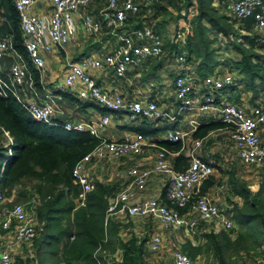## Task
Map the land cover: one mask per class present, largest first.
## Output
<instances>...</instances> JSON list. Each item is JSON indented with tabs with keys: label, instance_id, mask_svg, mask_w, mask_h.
<instances>
[{
	"label": "built area",
	"instance_id": "1",
	"mask_svg": "<svg viewBox=\"0 0 264 264\" xmlns=\"http://www.w3.org/2000/svg\"><path fill=\"white\" fill-rule=\"evenodd\" d=\"M11 1L26 56L37 72L45 71L44 54L53 50V46L65 55L60 80L55 85L57 89L67 90L80 99H90L130 121L144 119L154 125L169 124L159 137L131 130L112 138L102 134L111 121L107 111L94 118L60 121L64 129L87 130L98 138L71 167V176L79 188L75 205H83L86 193L92 189L94 169L127 158L131 160L113 172L121 186L108 197L106 208V217L120 222L118 235L122 239L132 233L127 223L132 217H148L157 223L158 228L151 231L146 240V247L151 251L162 249L164 230L182 228L196 244L204 231L232 228L234 203L241 202V198L236 196L234 202L221 207L224 196L218 193L228 190L226 179L214 183L212 189L203 190L204 181L214 174V159L210 156L211 150H202L204 136H194L193 132L202 119L222 122L216 129L221 131V138L231 144L240 162L264 169V140L258 132L264 123V100L247 107L241 101L227 99L223 87L237 83L239 75L222 63L204 76L198 74L186 48L188 21L183 9V24L172 34L171 50L166 48V41L152 23L145 19L153 12L152 6L157 0H103L93 11L88 8L91 0ZM222 1L233 18L252 16L253 29L259 34V40L264 41V0ZM76 34L80 37H75ZM100 34L110 40V47L105 49L100 45L99 54L82 53L76 59L70 58V52ZM221 38L222 41L218 38L220 44L225 40ZM7 50L14 51L10 35L0 37V56ZM166 55L172 56L176 69L172 94L164 86L158 88L151 82L140 87L132 85L127 93L114 80L125 78L129 67H140L145 57L157 59ZM95 70L103 74L109 70L112 81L97 82L92 73ZM26 73L21 57L15 58L8 66V81L0 78V94L9 91L33 119L57 124L55 114L60 109L50 93L38 100L33 90L21 95L17 92L16 87L22 84ZM130 83L127 81L128 85ZM3 136V144L9 146L11 137L7 131H3ZM158 138L179 142L180 147L168 148L157 142ZM182 150L186 166L177 169L173 157ZM7 153H11L9 147ZM145 156L147 160L143 159ZM151 178L156 179L157 187L147 189ZM38 201L36 193H29L19 201L6 200L0 190V264H14L12 253L20 245L26 247V256L32 255V241L40 223ZM169 254L172 264H195L181 248H172ZM119 258L120 251L116 250L106 255L105 264H113V260ZM230 264H264V243L258 250L233 256Z\"/></svg>",
	"mask_w": 264,
	"mask_h": 264
},
{
	"label": "trees",
	"instance_id": "2",
	"mask_svg": "<svg viewBox=\"0 0 264 264\" xmlns=\"http://www.w3.org/2000/svg\"><path fill=\"white\" fill-rule=\"evenodd\" d=\"M169 1L177 10L176 17L182 15L183 9V16L188 21L186 48L198 74L204 76L216 64L222 63L216 54L218 48L214 46L221 34L226 39L225 48H231L239 55L236 59L227 58L223 65L240 75L237 83L226 85L223 91L227 92L229 100H233L231 93L243 83L245 89L258 96L264 87V41L259 40V34L253 29L254 18H233L225 10L222 0ZM159 3L160 0L155 1L152 7ZM0 6L5 13L0 20V37L10 35L11 47L24 55L37 84L38 73L26 56L13 2L0 0ZM155 65V62L149 63L151 68ZM59 92L71 94L65 90ZM81 105L87 106L88 102L83 101ZM95 106L101 112H115ZM60 121L57 119V124L41 123L33 119L9 91L0 94V164L4 160L0 170V190L9 194L15 187V199L29 193L38 196L40 223L32 241L35 264H105L106 255L116 250L120 251V258L114 259L113 264H149L144 258L147 236L132 232L122 239L118 235L120 222L106 217L108 197L113 193L108 182L95 179L83 205H75L79 188L71 176V167L97 143L98 138L87 130L64 129ZM143 121L147 125L123 124L122 127L145 133L163 131L167 127H152L151 122ZM221 124L220 121L202 119L193 135L204 136ZM3 131L11 137L9 146L3 144ZM157 142L173 150L180 147L179 142L163 138H158ZM8 147L10 151L12 149L10 154ZM173 163L177 169H183L186 166L184 153L175 155ZM227 179L230 191L241 198V202L234 203V226L228 230L204 231L200 235L201 241L196 244L187 239L181 249L191 258L210 254L215 264H230L232 257L240 251L255 250L264 242V181L254 189L236 177L232 170ZM214 180L212 175L206 179L203 190L217 182Z\"/></svg>",
	"mask_w": 264,
	"mask_h": 264
},
{
	"label": "rangeland",
	"instance_id": "3",
	"mask_svg": "<svg viewBox=\"0 0 264 264\" xmlns=\"http://www.w3.org/2000/svg\"><path fill=\"white\" fill-rule=\"evenodd\" d=\"M160 5L163 7H161ZM176 15H177V10L171 4V1L160 0L159 5L154 6L153 12L151 13V15L145 16V19L152 23V26L154 27V29L158 33H160V35L166 41V43H165L166 48L171 49V50L173 49L172 34H174L175 31L179 28V26L180 25L182 26V24H183V20H182L181 16L176 17ZM211 35H213V34H211ZM75 37L79 38L80 35L76 34ZM89 40L91 41L92 39L90 38ZM225 44H226V39L224 40V42L221 45H220L219 39L217 42L214 43V46H216V48H218L216 51V54L222 60L221 61L222 64H224V62L228 60L227 58L232 57V58L236 59L239 57V55L234 54V51L231 48L226 49ZM87 48H88V45L85 46V49H87ZM85 49L83 51H86ZM262 51L264 52V47L262 48ZM80 53H82V52H80ZM96 53L99 54L100 52L97 51ZM50 54H52L54 57H52L51 60L49 61V67L52 70H55L56 67H59L61 69L64 65V58H63L61 50L59 52L58 48H56V46H55L53 48V50L50 51ZM77 55H79V53ZM167 59H169V58H167ZM142 67L143 66H140L138 69L135 70L136 73L139 72L136 75L137 77L134 78V80L136 78L138 79V80L137 79L135 80V85L138 87L144 86V84L141 82L142 79L145 81V80H149L150 78H153L155 76L154 71L149 72V70L142 68ZM168 70L164 69L163 71L167 72V76L173 75L174 72L172 71V69H171V71H168ZM230 71H233L235 74H237V72L232 70V69H230ZM59 77H58V79H59ZM52 86L55 89V86L54 85H52ZM231 94H233L232 95L233 100L241 101L245 105L249 106L255 102H261L262 100H264V87L261 89L258 96H254L249 90L245 89L243 83H241V84H238L237 89L234 92H232ZM91 108H95L93 106V104L89 106L87 111L88 110L90 111ZM110 116H111V121H110V125L109 124L107 125L108 130L105 132L106 136H108L109 133H113V131L116 132V134H114V135L120 136L122 133H127L128 131L133 130V129H127V128L122 127L123 124H130L133 126L137 125V124L147 125V122H145L143 120H136V121L127 120L126 116H124V115H114L113 113H110ZM161 125L168 126V123L158 122L154 125L151 122L150 126L156 127V126H161ZM162 132H163L162 130H156L154 133H149V134L153 137H159V136H161ZM221 135H222L221 131L219 129L214 128V129H210L204 135V139H203L202 150H211L210 156L215 161V163H214L215 171H214V175H212L214 177V179L215 180L218 179V181H221L222 179L220 180V178H222V176L225 174L229 175L231 170L234 173L237 170H242L243 172H251L252 170L246 169L242 164H240L238 157L236 156V154L232 150L231 144H229L228 141L222 139ZM263 135H264V132H263ZM112 138H115V137H112ZM217 147H220L219 151H217ZM181 152L184 153L185 151L182 150ZM223 155L226 156V159L224 158ZM143 159L147 160L146 156ZM130 160L131 159H127V158L116 159L114 161H111V162L104 164V165H106L105 166L106 169L104 170L103 173H100V177H101V179H104L106 182H108L112 186L113 192H115L121 186L117 182V180L114 178L113 172L115 170H119V169L123 168V166L127 162H129ZM225 162H227V164H225ZM215 180H214V182H215ZM226 181L228 184V179H226ZM26 183H27V185H29L30 182L26 181ZM228 191H230V186L228 187V190L220 192L224 196L221 200V207H223V208L228 206L231 202H234L233 196H229V193H227ZM2 193H3V196L6 198V200L8 198V199H10V201H19V200L23 199L25 196L24 195V196L20 197L19 199H15L16 194H17L15 187L12 188V190L10 191L9 194H6L5 192H2ZM127 223L132 227V232H134L135 235L141 236V235L145 234L147 237L149 235V232L152 229H156V224H157L156 222H154L153 220H151L148 217H132L131 219H129L127 221ZM162 233L164 236V242H163L164 245L162 246V249L160 251H151V250L147 249V247H146V251L144 253V258H145L146 262L149 264H172L171 256H169L171 254H169V252H171V249L175 248V247L176 248H182V244L188 239V237L186 236V234L182 228L172 230V231L164 230V231H162ZM200 234L202 235V233H200ZM234 235H235V233L232 232V236H234ZM172 243H174V244H172ZM168 246H172V248L168 249L169 248ZM260 247L261 246L255 248V250H258ZM15 250L12 253V256L14 259V264H35L34 254H33L34 253L33 246H32V250H31L32 255H30V256H26V254H28V253H26V247L24 245H20ZM243 252H246V251H240L238 254H241ZM203 256H205V257H203ZM193 260H194V258H193ZM214 260L215 259L210 254H199L197 257H195V261L199 262L198 264H201V262L204 264H215Z\"/></svg>",
	"mask_w": 264,
	"mask_h": 264
},
{
	"label": "crops",
	"instance_id": "4",
	"mask_svg": "<svg viewBox=\"0 0 264 264\" xmlns=\"http://www.w3.org/2000/svg\"><path fill=\"white\" fill-rule=\"evenodd\" d=\"M102 4H103V0H91L88 4V8L93 11V10H96L98 7H100ZM3 11H4L3 7L0 6V20L3 19V14L5 15V13H3ZM219 35H218V38L221 39V41H222V38H221L222 35H220V36ZM1 37H3V36H1ZM105 37H106L105 35L100 34L97 37H94L91 41L90 40L84 41L82 46H80V47L74 49L72 52H70V58L76 59L78 56L77 55L78 53L79 54H82V53L97 54L96 52L99 51L98 49L100 48V45H104L105 49L110 47V44H111L110 40L105 38ZM87 45H88V48L85 49V46H87ZM53 48H54V46H53ZM84 49L86 51H83ZM80 52H82V53H80ZM17 55H19V56H17ZM44 55H45L44 56L45 57V71L42 74L37 72L38 73L37 84L34 83L33 75H32L31 69L28 67L29 65H27L28 62H27L26 58L24 57V55L22 53L16 52V50H14V51L7 50L3 55L0 56V78L5 80V81H8V66H9V64L15 58L19 59V57H21V61H23L24 65L26 67L27 73H26L25 79L23 80L22 84L20 86L16 87V90L20 95L22 94V92L26 93V90H29V91L33 90L36 93V97L39 100V99H43V96L45 94L50 93L51 98L53 99V101H55L59 105V109H60V111L56 112L55 118L58 120H61V121L64 119H70V118H94L98 114L102 113L101 111H99L97 109V107L95 106L97 104H95L92 100H90V99L77 100V99L73 98V96H71V94H73V93L68 95L67 93L59 92V89H57L56 87L54 89V87L52 85L55 86V84L60 80L59 76H60L61 69L59 67H56L55 70H52L49 67V61L54 56L52 54H50V52L45 53ZM62 55H63L64 61H65L66 57L63 54V52H62ZM167 58H169V59H167ZM153 62H155L156 65L151 68L149 66V63H153ZM141 64H142L141 66H143L142 68L149 70V72L154 71V73H155V76L153 78H150L149 80L144 81L141 78L142 79L141 82L143 84L151 82L155 85H158L157 86L158 88H160V86H164L168 92L172 91V83H173V78H174V74L176 72V69H175L174 60H173L171 55L162 56L161 58H157V59L145 57L142 60ZM193 65H196V64L193 63ZM138 68H139V66L129 67L125 71V78H119V79L114 78L116 83L120 84L121 89L125 90L127 93H130L132 85H135V80L137 78L135 80H134V78L137 77L136 75H137V73H139V72L136 73L135 70ZM164 69L165 70L169 69L168 71H171V69H172V71L174 72L173 75L167 76V72L163 71ZM92 73L95 76L96 81L100 82V83H107L108 84L113 79L112 74L109 70L105 74H103L102 72H100L98 70L92 71ZM58 77H59V79H58ZM127 81H130L131 83L128 85ZM65 91H67V90H65ZM67 92L70 93L69 91H67ZM171 94H172V92H171ZM225 94H226L225 97L227 99H229L228 98L229 95H227V92H225ZM83 101L88 102V105L82 106L81 103H83ZM89 102L95 104V105H93L95 108H91L90 111L89 110L87 111V109L91 105ZM255 103H257V102H255ZM250 106L251 105H249L247 107H250ZM110 113H113L114 115H119L117 112H110ZM107 130L108 129L106 127L102 131V134L105 135V132ZM258 132H259L260 137L264 140V135H263L264 123H262L259 126ZM114 134H116L115 131H113V133H109L107 137H116V136L118 137L119 136V135H114ZM2 140H3V138H2ZM219 149H220V147H217V151H219ZM232 150H233V147H232ZM11 151H12V149H11ZM223 156H224V158L226 157L225 155H223ZM238 160H239V158H238ZM3 161L4 160H2L0 167L3 164ZM214 163H215V161H214ZM225 164H227V162H225ZM240 164H242L246 169H250L252 171L251 172H243L242 170H237L234 173L236 175V177H239L242 180L246 181L254 189L256 187H258L262 181H264V169L262 167L253 166V165H246L242 162H240ZM105 166L106 165L103 164L102 169L98 168V169L93 170V178L94 179L104 180V179H101L100 173L104 172V169H106ZM227 178H228V174H225L222 176V178H220V180L221 179H227ZM217 181H218V179H217ZM156 183H158V182H156V179H153V178L149 179L147 189L156 188L157 187ZM253 185H255V186H253ZM209 189H212V185H209L206 187V190H209ZM227 193H229V196H233V198H236V196H238V195L234 194L232 191H228ZM218 194L220 197L222 196L221 193H218ZM157 228H158V225L156 224V229ZM153 230H155V229H152L151 231H153ZM150 232H149V234H150ZM199 237L200 238L198 239V242L201 241V236L199 235ZM163 238H164V236H163ZM203 257H205V256H203ZM194 263L198 264L199 262L195 261V259H194ZM201 264H204V263L201 262Z\"/></svg>",
	"mask_w": 264,
	"mask_h": 264
}]
</instances>
